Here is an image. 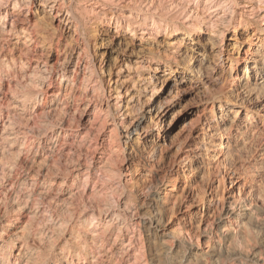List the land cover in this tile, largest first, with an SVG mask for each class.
I'll return each mask as SVG.
<instances>
[{"label": "bare ground", "instance_id": "bare-ground-1", "mask_svg": "<svg viewBox=\"0 0 264 264\" xmlns=\"http://www.w3.org/2000/svg\"><path fill=\"white\" fill-rule=\"evenodd\" d=\"M155 258L264 264V0H0V264Z\"/></svg>", "mask_w": 264, "mask_h": 264}, {"label": "rangeland", "instance_id": "rangeland-1", "mask_svg": "<svg viewBox=\"0 0 264 264\" xmlns=\"http://www.w3.org/2000/svg\"><path fill=\"white\" fill-rule=\"evenodd\" d=\"M190 63V59H186V60H184V64H185V66H186V64H189ZM106 79H107V77H106ZM198 97L199 98H201L202 97V93L201 92H195V91H185L184 93H182V92H178V94L176 95V99H175V107H174V110H176V109H180L181 107V109H183L182 110V112H184V111H186L187 109H189V108H191V106H194V104H195V102L197 101V99H198ZM178 126H180V124L178 125ZM178 130H180V127H177V129L173 132V136L176 134V133H178ZM250 148V149H249ZM249 148H247L248 149V151L250 152H248L247 151V149H245V151L243 152L244 154L246 153H248L249 155L250 154H254V152H252L253 150L255 151V148L254 147H249ZM252 148H254V149H252ZM252 149V150H251ZM243 154V156H245V158L246 159H248V158H250L252 155H244ZM248 158H247V157ZM154 257H155V255H154ZM156 260H155V264H162L160 261H158L159 259H157V258H155Z\"/></svg>", "mask_w": 264, "mask_h": 264}]
</instances>
